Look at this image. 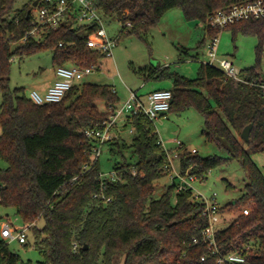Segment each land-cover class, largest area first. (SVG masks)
Returning a JSON list of instances; mask_svg holds the SVG:
<instances>
[{
    "label": "trees",
    "instance_id": "obj_1",
    "mask_svg": "<svg viewBox=\"0 0 264 264\" xmlns=\"http://www.w3.org/2000/svg\"><path fill=\"white\" fill-rule=\"evenodd\" d=\"M18 1L0 0V160L7 164L0 167V207L12 209L23 224L30 225L34 248L42 259L37 264H217L203 243L209 218L203 206L191 201V192L177 194L168 184L157 198V182L165 177L168 158L155 124L145 115L129 117L130 144L122 138L106 143L113 158L122 157L113 167L121 179H107L101 185L100 161L91 167L97 140L86 132L102 129L110 119V109L118 102L113 86L85 83L73 87L62 102L45 105L27 98L23 88L12 89L11 64L16 57L49 50L55 67L95 65L98 70L105 58L87 45L99 29L97 24L64 23L56 30L45 28L39 42L33 37L22 42L34 28L37 0L21 8L16 7ZM249 1L96 0V5L107 17L118 18L119 38L135 35L147 42L149 31L175 8L187 20L204 24L208 38L230 29L259 38L256 65L241 70L238 79L210 63H202L194 79L166 69L151 71L147 78L172 81L167 114L196 109L204 116L205 140L228 145V158H200L185 152L183 171L195 165L192 173L203 176L233 160L241 163L247 176L245 192L219 209L220 214L237 211L239 216L225 229H217L216 242L223 253L238 251L250 264H264V173L252 160L253 154H264L260 68L264 19L239 22L222 31L207 26L214 12ZM100 102L106 104L105 110ZM252 123L249 141L242 140V131ZM244 210L249 213L241 214ZM19 262L20 255L0 238V264Z\"/></svg>",
    "mask_w": 264,
    "mask_h": 264
},
{
    "label": "rangeland",
    "instance_id": "obj_2",
    "mask_svg": "<svg viewBox=\"0 0 264 264\" xmlns=\"http://www.w3.org/2000/svg\"><path fill=\"white\" fill-rule=\"evenodd\" d=\"M29 1L19 0L16 7L21 8ZM99 14L104 21L108 38L116 43L113 57L103 58L99 63V70L87 75L77 86L85 83L113 86L118 96L116 104L118 108L125 105L131 93H136L142 102L147 104V96L151 91L172 87L170 79L147 78L151 71L166 69L167 72L194 79L198 76L201 64L211 61L207 55L206 44L209 38L204 33V24L195 20H187L179 8L172 9L163 16L159 25L146 35L147 42L135 35H125L119 38L122 26L118 18L107 17L102 10H99ZM258 44L259 38L255 35L234 33L231 29L225 30L220 35L218 59L231 62L239 72L256 65ZM219 65V62L215 63L217 67ZM260 68L264 77V45ZM54 70L53 53L49 50L40 51L31 57H16L11 64V87L12 89H25L27 98L30 97L32 91L43 95L42 90L55 80ZM1 103L2 96L0 95V106ZM99 107L105 110L106 104L100 102ZM155 128L166 150L175 149L176 142L179 141L183 144L181 154L189 152L190 156L200 158L215 155L224 158L230 156L228 145L225 142L222 147H219L205 140L202 134L204 116L194 108H189L179 114L168 113L155 122ZM130 131V126L121 123L115 129V134L117 138H122L130 144L133 138ZM193 149L197 153H192ZM124 155L126 158L131 156L128 152ZM252 160L264 173V154H253ZM99 161L102 173L106 175L113 171L115 162L122 161V157L117 155L113 158L110 148L104 146ZM0 167L6 168L7 164L0 160ZM174 167L177 171H181V160H175ZM157 183V198H159L168 186L169 179L165 176ZM246 184L247 176L241 163L233 160L226 165L212 169L207 180L203 183H196V188L206 198L216 193L218 206L223 208L244 194ZM248 213L249 210H244L241 214ZM238 216L237 211L221 214L216 221L220 224L218 229H225ZM9 223L15 227L24 225L12 209L0 207V238L8 243L11 251L20 255L19 264H37L41 261V256L34 248L32 232L30 230L27 232L29 245H21L15 239L16 232L8 228ZM38 227L42 228L43 222L38 223Z\"/></svg>",
    "mask_w": 264,
    "mask_h": 264
},
{
    "label": "built area",
    "instance_id": "obj_3",
    "mask_svg": "<svg viewBox=\"0 0 264 264\" xmlns=\"http://www.w3.org/2000/svg\"><path fill=\"white\" fill-rule=\"evenodd\" d=\"M34 28L28 32L22 39L26 42L30 37L35 38L38 42L41 40V35L45 28L56 30L62 24L68 23L75 26L82 25H99L96 34L90 35L87 40V45L93 51H97L106 58L113 57V49L116 43L108 38L104 27V21L99 14V9L96 5V0H39L38 4L33 7ZM264 19V0H252L246 3L234 4L225 9L218 10L210 15L207 19V26L213 30H224L234 24L248 20ZM131 26L130 23H127ZM220 34L209 37L207 42V55L210 57V64L215 65L219 62V66L227 76L237 78L239 72L233 67L232 63L227 60L218 59V46L220 42ZM63 44L61 43L60 46ZM56 74L58 76L56 82L48 89L45 95L37 91H32L30 99L37 105H45L49 103H60L68 95L71 89L78 84L89 74L98 70V66L92 65L87 68H81L76 65L72 66H58L56 67ZM264 89V87H263ZM173 94L170 89H157L152 91L147 96V104L137 96L136 93H131L122 108L115 107L110 109L112 113L110 119L105 122L104 127L98 130L87 131L88 137L97 140L94 148L93 160L91 167L94 166L100 158L102 149L107 142L117 138L115 129L118 124H127L129 117L133 115H145L151 122L155 124L163 115H166L170 110L171 100ZM165 113V114H163ZM131 133L133 129L131 128ZM162 143V142H161ZM177 147L173 150H166L168 162L164 167V174L169 179V185H174L175 193H182L185 191L191 192V201L198 202L204 207V214L209 218L208 226L203 230V243L208 246L209 252L216 258L217 264H250L246 256L238 251L223 253L218 248L216 242V231L220 224H217L220 217L217 203V194L214 193L211 197L206 198L196 188V183H203L207 180L211 171L207 174L199 176L192 173L195 165H190L184 171H177L174 167L175 160H181L182 154L180 150L183 144L176 142ZM192 153H197L195 149ZM90 166L88 168H91ZM135 174V170L133 171ZM107 179L119 181L121 178L116 171H111L108 174H101L102 186H104ZM8 228L16 232L15 239L21 244L28 243L27 232L30 225L24 224L21 227H15L9 223ZM198 244V240H194ZM247 247L245 250H249ZM205 261L206 257H202Z\"/></svg>",
    "mask_w": 264,
    "mask_h": 264
},
{
    "label": "water",
    "instance_id": "obj_4",
    "mask_svg": "<svg viewBox=\"0 0 264 264\" xmlns=\"http://www.w3.org/2000/svg\"><path fill=\"white\" fill-rule=\"evenodd\" d=\"M38 1L39 0L35 1V3L33 4V7H35L38 4ZM163 114H165V113H163ZM253 126H254V124L252 123V124L248 125L247 127H245V129L241 133V139L242 140L249 141L250 132L253 129ZM84 249H87V246H85Z\"/></svg>",
    "mask_w": 264,
    "mask_h": 264
},
{
    "label": "crops",
    "instance_id": "obj_5",
    "mask_svg": "<svg viewBox=\"0 0 264 264\" xmlns=\"http://www.w3.org/2000/svg\"><path fill=\"white\" fill-rule=\"evenodd\" d=\"M224 32V31H223ZM223 32L220 34V35H222L223 34ZM204 33H205V35H206V37H208V35H207V32H206V30H204ZM204 41H205V39H204ZM233 65V64H232ZM247 68H249V67H247ZM55 69H56V67H55ZM245 69V68H244ZM243 70V69H242ZM240 72V71H239ZM54 74H55V80H53V81H51L43 90H42V93H43V95H45L46 93H47V91H48V89L56 82V80H57V78H58V76H57V74H56V70H54ZM172 88V87H171ZM171 88H158V89H171ZM157 90V89H156ZM154 91V90H153ZM152 92V91H151ZM150 92V93H151ZM163 116H165V115H163ZM162 116V117H163ZM121 124V123H120ZM171 150V149H170Z\"/></svg>",
    "mask_w": 264,
    "mask_h": 264
}]
</instances>
